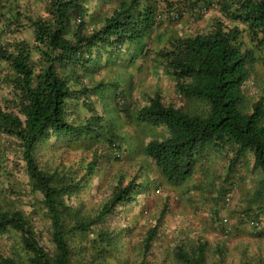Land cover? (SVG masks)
<instances>
[{"label": "rangeland", "instance_id": "rangeland-1", "mask_svg": "<svg viewBox=\"0 0 264 264\" xmlns=\"http://www.w3.org/2000/svg\"><path fill=\"white\" fill-rule=\"evenodd\" d=\"M158 1V13H165L164 20H155L141 41L126 44L118 51L96 47L90 60L85 55L80 65L65 63L56 67L60 75L68 77L72 89L66 99L64 118L87 129L72 136L49 131L35 144L34 156L39 168L56 175L55 181L74 187L62 199L66 223L72 225L95 217L117 184L133 180L138 185L131 202L118 204L103 222L93 224L90 231L69 236L70 260L73 264H181L175 258L177 246L190 251L202 241L207 243L205 264L264 261L263 172L253 167L252 150L248 149L232 166L231 145H225L221 151H207L197 158L192 175L179 184L166 182L146 155L148 141L169 135L163 127L137 120L138 110L150 98L159 95L164 104L190 114L207 112L203 100L185 98L176 91L175 81L158 53L177 36L208 32L211 24L206 29L197 27L188 34L179 33L181 26L177 24L186 18L202 21L201 16L192 14L199 0ZM49 2L0 0V10L4 13L0 21L1 44L28 43L36 74L42 64L30 20L47 18ZM118 2L88 0L83 19L88 32L92 26L100 27ZM205 5L220 13L216 0ZM172 6L180 12L174 21L167 18ZM218 18L220 14H216L214 23H219ZM80 20L82 17H74L73 25ZM220 23L230 28L231 23L226 19ZM232 25L237 29L236 42L241 52L250 51L252 55L247 60L248 74L239 104L243 112H250L259 99L264 106V41L252 37L243 23ZM14 81L13 69L0 60V108L19 114L13 103ZM98 84L104 86L98 88ZM82 88L86 91L80 92ZM261 122L264 123V116ZM226 197H230L228 203ZM42 198L31 190L19 141L0 131V207L23 212L40 244L52 255L50 223ZM221 217H227L234 226L231 233L224 235L217 229ZM250 217L257 218L261 228L250 227L246 222ZM98 232L105 233L107 238L105 250L97 251L91 242ZM1 257H13L17 264L26 261L27 253L16 232L0 234Z\"/></svg>", "mask_w": 264, "mask_h": 264}, {"label": "trees", "instance_id": "trees-1", "mask_svg": "<svg viewBox=\"0 0 264 264\" xmlns=\"http://www.w3.org/2000/svg\"><path fill=\"white\" fill-rule=\"evenodd\" d=\"M87 1L50 0L48 17L30 20L33 41L42 64L37 74L32 67L28 43L2 45L0 41V60L12 68L16 76L13 103L19 113L0 108V131L19 141L31 190L43 197L41 202L49 219L50 241L54 246V253L48 254L23 212L0 207V234L12 230L19 235L20 244L27 253L23 264H73L69 236L86 233L93 224L103 222L118 204L131 202L138 188L133 180L117 184L95 217L70 225L66 223L62 199L74 187L61 180L55 181L56 175L39 168L34 156L35 144L49 131L72 136L87 129L64 118L66 99L72 89L68 77L60 75L56 67L65 63L80 65L85 55L87 60L91 59L92 50L96 47L118 51L126 44L137 43L155 25L156 14L165 15L158 13V0H119L112 13L103 18L100 27L94 29L92 26L88 32L87 23L83 20L87 14ZM210 1L199 0L196 7ZM216 1L227 21L243 23L252 37L264 41V0ZM3 16L0 10V21ZM76 16L82 20L73 25L72 20ZM218 19L219 23L213 22L208 32L177 36L158 53L168 75L175 81L176 91L185 98L203 100L207 104V112L190 114L164 104L159 95H155L137 113L138 121L169 131L163 139L148 141L145 152L161 177L171 184L188 179L197 158L203 153L221 151L225 145L233 147L231 166L248 149L252 150L253 167L262 170L264 183L263 100L253 103L250 112H243L239 107L241 88L248 74L247 60L252 55L250 51L241 52L236 42L235 26L228 24L230 28L226 29L220 23L222 19ZM100 86L104 84L97 87ZM79 91L84 92L86 88ZM252 219L259 225H250ZM246 222L254 229L261 226L257 218L250 217ZM216 227L224 235L234 228L230 222L224 233V226L219 221ZM96 236L91 242L97 251L105 250L108 244L105 233L98 232ZM150 240L151 236L146 239V246ZM174 253L181 264H205L207 243L198 241L190 251L177 246ZM0 264H17V261L13 257H1ZM250 264H264V261Z\"/></svg>", "mask_w": 264, "mask_h": 264}, {"label": "crops", "instance_id": "crops-1", "mask_svg": "<svg viewBox=\"0 0 264 264\" xmlns=\"http://www.w3.org/2000/svg\"><path fill=\"white\" fill-rule=\"evenodd\" d=\"M158 4L160 5V2H158ZM169 8H170L169 10L171 11L174 7L172 6V7H169ZM212 10H213V8L209 7L208 13L205 16H201L203 19L199 23L195 22V20L193 18L192 19H187L186 18L183 22H179L177 24V26H181V28L179 29V33L187 32V34H188L192 30H197L198 29L197 27H203L205 29L208 28L210 26V24H212V22H215L216 14H218V15L220 14L221 19L225 20V18L222 16L221 13H219V11H212ZM192 14L195 15V13H192ZM216 20H219V19H216ZM227 23H230V22L227 21ZM229 25H231V24H229ZM188 35H190V34H188Z\"/></svg>", "mask_w": 264, "mask_h": 264}, {"label": "built area", "instance_id": "built-area-1", "mask_svg": "<svg viewBox=\"0 0 264 264\" xmlns=\"http://www.w3.org/2000/svg\"><path fill=\"white\" fill-rule=\"evenodd\" d=\"M208 10H209V7L206 6L205 4H200V5H198L195 8L196 14L197 15H202V16L205 15V14H207L208 13ZM163 18H164V15L163 14H157L155 20L160 21V20H163ZM167 18H169L170 20H177L179 18L178 9L177 8L174 9L168 15ZM122 102H123V100H122ZM122 102H120V103H122ZM229 200H230V197H226L225 198L226 203H228ZM219 222L222 224V226H224L223 232L226 233L227 232V229L229 228L228 226L230 224V221L228 220L227 217H221L219 219ZM249 224L252 225V226H258L259 225V223L256 220H253V219L249 221Z\"/></svg>", "mask_w": 264, "mask_h": 264}, {"label": "clouds", "instance_id": "clouds-1", "mask_svg": "<svg viewBox=\"0 0 264 264\" xmlns=\"http://www.w3.org/2000/svg\"><path fill=\"white\" fill-rule=\"evenodd\" d=\"M200 4H202V3H200ZM200 4H199V5H200ZM195 8H196V7H195ZM195 8H194V12H195ZM174 9H176V6L172 9V11H173ZM177 9H178V8H177ZM172 11H171V12H172ZM171 12H170V13H171ZM178 12H179V9H178ZM170 13H169V14H170ZM169 14H168V15H169ZM156 15H157V14H156ZM179 15H180V12H179ZM195 15H197L196 12H195ZM205 15H206V14H205ZM205 15H203V16H205ZM198 16H202V15H198ZM164 17H165V15H164ZM155 18H156V16H155ZM168 19H169V18H168ZM163 20H164V18H163ZM173 21H174V20H173ZM154 23H155V22H154Z\"/></svg>", "mask_w": 264, "mask_h": 264}]
</instances>
